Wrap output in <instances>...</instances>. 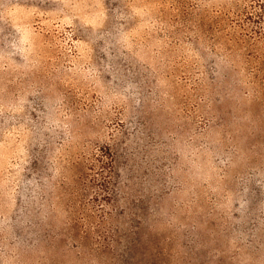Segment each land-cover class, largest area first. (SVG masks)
I'll list each match as a JSON object with an SVG mask.
<instances>
[{
  "label": "rangeland",
  "instance_id": "1",
  "mask_svg": "<svg viewBox=\"0 0 264 264\" xmlns=\"http://www.w3.org/2000/svg\"><path fill=\"white\" fill-rule=\"evenodd\" d=\"M103 214L120 264H264V0H0V264H94Z\"/></svg>",
  "mask_w": 264,
  "mask_h": 264
},
{
  "label": "trees",
  "instance_id": "2",
  "mask_svg": "<svg viewBox=\"0 0 264 264\" xmlns=\"http://www.w3.org/2000/svg\"><path fill=\"white\" fill-rule=\"evenodd\" d=\"M209 24H208V23ZM195 28L197 29L196 31L200 34H204L206 32L210 30H214L215 34L213 35L214 38L213 41L216 42L215 45L220 46V48H223L225 51H228V53L234 54L239 57L241 56L238 50L239 44L243 45L245 44V41L243 40V38H238L235 37L233 34H225L222 33L221 29L223 26L222 21H209V20H205V19H198L195 22ZM243 50L245 51V45L242 46ZM236 73H232L229 74L228 76H226L223 82V85L225 86L226 89V95L229 93L234 94L236 96L239 95V85H238V81L239 79L237 78V76L235 75ZM107 155H109L107 153ZM97 162L99 160H96ZM96 177H98L99 182H102L104 184H98L99 187L97 189H101L102 192H104V189L106 188V185H110L108 178H104V176L102 177V175L100 174H96ZM98 182V183H99ZM92 185H96L93 184ZM103 187V188H101ZM100 217V222H95V227H93V232L92 235H94V240L96 241V246L94 247L95 250H93V252H88V250H85V244L83 246L80 245V248H82V255L88 257L91 262H93L94 264H120L121 263V257L117 256V252H118V244H119V239H120V234H121V228L119 226H115L111 227L109 226V223H105L104 218L106 217V214L103 215H99ZM75 226H71L70 230L73 236V229ZM129 227V226H128ZM136 227L135 229H130L128 228V232L130 234L131 232V236H134L132 238V240L127 239V244H124V249L125 252L127 254H132V250L135 249L136 247L141 246V248H143L144 254L147 257H151V255H153L151 247L153 246V243L150 240H147L146 243H140V237H139V233L135 232L136 231ZM89 233V234H88ZM91 230H88L87 232H84L85 235H83V239H88L91 236ZM86 236V237H84ZM90 239L92 240L93 238L90 237ZM85 242V241H84ZM84 247V248H83ZM148 261H146V264ZM138 264L140 262H137ZM152 264V263H150Z\"/></svg>",
  "mask_w": 264,
  "mask_h": 264
}]
</instances>
